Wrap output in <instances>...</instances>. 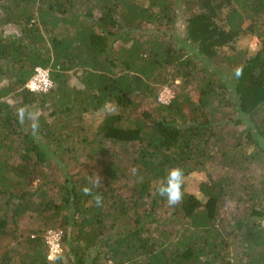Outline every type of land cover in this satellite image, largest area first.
<instances>
[{"label": "trees", "instance_id": "16d2710c", "mask_svg": "<svg viewBox=\"0 0 264 264\" xmlns=\"http://www.w3.org/2000/svg\"><path fill=\"white\" fill-rule=\"evenodd\" d=\"M4 26L0 264H264V0H0ZM38 67L49 93L26 89ZM172 167L174 206L156 191ZM39 214L63 231L53 262Z\"/></svg>", "mask_w": 264, "mask_h": 264}, {"label": "rangeland", "instance_id": "374dc122", "mask_svg": "<svg viewBox=\"0 0 264 264\" xmlns=\"http://www.w3.org/2000/svg\"><path fill=\"white\" fill-rule=\"evenodd\" d=\"M184 28V23L182 24L181 28ZM20 29L19 28H15V27H11V26H4V27H0V36H13V35H17L19 33ZM237 48L239 49H247L249 50L251 53L257 52L259 47H260V40L257 37H252V36H246L244 38H242L241 40H239L236 43ZM226 52H228V49H225ZM79 74H74L75 77H73V79H71V85H75L77 87H80V83L78 81V79L76 78ZM179 83V82H178ZM5 84V82L1 83L0 85ZM168 89L167 91H171L174 96H175V89L174 87H169V86H165L163 87L160 92L159 95L164 91ZM189 91H191V94L194 98V100H198L199 98V93L194 89V86H191ZM158 95V96H159ZM20 95L16 98H12L10 99V102L12 104H16L18 102H20ZM37 112V110L35 111ZM112 113L111 110H106L104 112H91L87 115H85L84 121H85V126L89 131V134L92 135V133L96 130V128L100 125V123L104 120V118L106 117L107 114ZM46 116H48L49 111L44 113ZM51 120V119H50ZM49 120V121H50ZM83 160V158H82ZM51 174H48V177H50V179L56 183L55 186H58L59 188L61 187L62 183L64 182V178H59L58 177V170L54 169L52 171H50ZM220 173V171H219ZM218 173V174H219ZM207 180V176L205 173H192L188 178H186L187 181V189L192 192V193H198V188L201 182L206 181ZM59 189H55L54 192H57ZM234 206H230L229 209L226 210V216H228V213L232 210H234ZM32 228H40L41 231H43V233H45L47 230H61V228L59 227H55L58 229H54V224L49 220V218L44 217L43 215L39 214V215H35L31 221H30Z\"/></svg>", "mask_w": 264, "mask_h": 264}, {"label": "built area", "instance_id": "2783aa9c", "mask_svg": "<svg viewBox=\"0 0 264 264\" xmlns=\"http://www.w3.org/2000/svg\"><path fill=\"white\" fill-rule=\"evenodd\" d=\"M54 87V83L51 79L50 69L38 67L35 70V74L26 84V89L35 94L49 93ZM164 90L159 96L158 100L161 104H169L174 98V94L171 91ZM34 237V236H33ZM44 242L48 247V260L56 261L58 256L62 253V230H47L43 234Z\"/></svg>", "mask_w": 264, "mask_h": 264}, {"label": "clouds", "instance_id": "9594fccd", "mask_svg": "<svg viewBox=\"0 0 264 264\" xmlns=\"http://www.w3.org/2000/svg\"><path fill=\"white\" fill-rule=\"evenodd\" d=\"M23 110L20 112L21 123H23ZM35 119V117H33ZM37 127L36 124H33V129ZM184 171L180 167H172L167 170L166 176L164 177V183L159 185L156 189L158 195L162 198H166L169 205L178 204L182 197V186L184 184ZM85 194L88 193V189H84ZM100 202V198L97 197V203Z\"/></svg>", "mask_w": 264, "mask_h": 264}]
</instances>
